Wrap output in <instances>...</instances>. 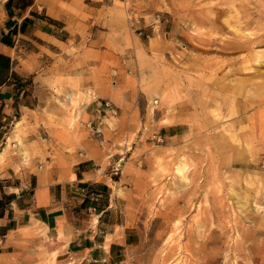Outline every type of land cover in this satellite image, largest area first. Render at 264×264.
Segmentation results:
<instances>
[{"label": "rangeland", "instance_id": "obj_1", "mask_svg": "<svg viewBox=\"0 0 264 264\" xmlns=\"http://www.w3.org/2000/svg\"><path fill=\"white\" fill-rule=\"evenodd\" d=\"M56 3L77 75L46 49L31 119L57 137L45 166L76 145L94 158L119 264H264V0ZM29 257L66 264L41 246Z\"/></svg>", "mask_w": 264, "mask_h": 264}, {"label": "crops", "instance_id": "obj_2", "mask_svg": "<svg viewBox=\"0 0 264 264\" xmlns=\"http://www.w3.org/2000/svg\"><path fill=\"white\" fill-rule=\"evenodd\" d=\"M56 1L0 0V264H30L36 246L66 264H119V224L109 217L116 203L107 182L93 179L94 158H79L75 144L62 152L64 168L45 166L55 158L45 143L57 137L31 119L49 93L46 49L66 64L57 73L77 75L79 42Z\"/></svg>", "mask_w": 264, "mask_h": 264}]
</instances>
